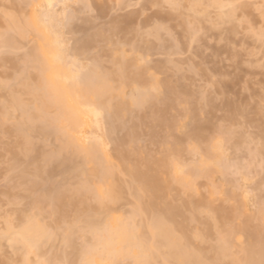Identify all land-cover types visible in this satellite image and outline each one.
Here are the masks:
<instances>
[{"label":"snow or ice","instance_id":"1","mask_svg":"<svg viewBox=\"0 0 264 264\" xmlns=\"http://www.w3.org/2000/svg\"><path fill=\"white\" fill-rule=\"evenodd\" d=\"M0 264H264V0H0Z\"/></svg>","mask_w":264,"mask_h":264},{"label":"rangeland","instance_id":"2","mask_svg":"<svg viewBox=\"0 0 264 264\" xmlns=\"http://www.w3.org/2000/svg\"><path fill=\"white\" fill-rule=\"evenodd\" d=\"M91 2H94V3H98V4H104V3H108V4H111L112 2H113V0H91ZM137 123L136 124H138V122H139V119H140V116H137ZM116 164H117V167H119L120 166V161L119 160H117L116 161Z\"/></svg>","mask_w":264,"mask_h":264},{"label":"bare ground","instance_id":"3","mask_svg":"<svg viewBox=\"0 0 264 264\" xmlns=\"http://www.w3.org/2000/svg\"><path fill=\"white\" fill-rule=\"evenodd\" d=\"M147 119H148L147 115H145L143 118L140 117L138 124H136V127H139L140 123L147 121ZM125 136H126V133H125Z\"/></svg>","mask_w":264,"mask_h":264}]
</instances>
